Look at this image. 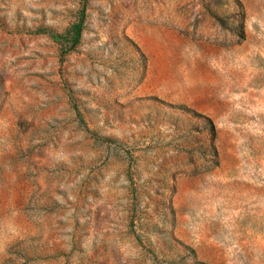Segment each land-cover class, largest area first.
<instances>
[{"label":"rangeland","instance_id":"374dc122","mask_svg":"<svg viewBox=\"0 0 264 264\" xmlns=\"http://www.w3.org/2000/svg\"><path fill=\"white\" fill-rule=\"evenodd\" d=\"M0 264H264V0H0Z\"/></svg>","mask_w":264,"mask_h":264},{"label":"trees","instance_id":"16d2710c","mask_svg":"<svg viewBox=\"0 0 264 264\" xmlns=\"http://www.w3.org/2000/svg\"><path fill=\"white\" fill-rule=\"evenodd\" d=\"M80 31H81V23L78 25L77 30H76L77 36H79Z\"/></svg>","mask_w":264,"mask_h":264}]
</instances>
